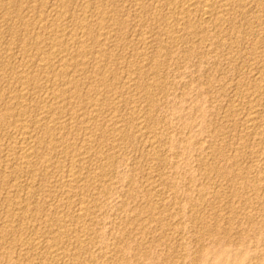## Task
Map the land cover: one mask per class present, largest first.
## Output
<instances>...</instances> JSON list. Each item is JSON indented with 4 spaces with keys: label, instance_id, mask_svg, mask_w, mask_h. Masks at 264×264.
<instances>
[{
    "label": "rangeland",
    "instance_id": "1",
    "mask_svg": "<svg viewBox=\"0 0 264 264\" xmlns=\"http://www.w3.org/2000/svg\"><path fill=\"white\" fill-rule=\"evenodd\" d=\"M100 1L104 0H0V264H59V262H62L60 264H264V179H262L264 176V106L259 109L260 118L256 124L257 133L249 134L243 128L245 127L243 121L246 119L250 104L242 97L247 89L252 88L254 68L264 66V0H242V2L241 0H236L237 2L230 0L233 9L228 23L231 26L227 22H224L223 28L222 25L217 26L216 24L210 26L208 28L210 38L206 41L201 36L194 35V32L191 33L192 36L189 30L188 32L186 30L181 32V30L179 36L176 35L178 38L173 44L168 43L167 35H165L167 30L163 26L161 27L158 22L157 25L156 21L150 20L149 16L148 19L146 13L141 16L143 21L136 18L139 12L130 5L132 0H105L104 3ZM156 2L145 0V4H143L146 11L153 13ZM158 2L162 3L163 1L158 0ZM99 3H101L100 8ZM97 8L119 14L117 15L120 19L118 22L121 19L123 22L119 23L124 28H122L123 37L115 38L116 42L118 38L120 42L118 41L113 47L111 46L112 48H108V57L107 54L106 57L98 56L95 53L91 54L92 56L89 55L88 63L90 64L87 63L84 66L86 70L83 69L86 72L83 70V75L80 77V94H75L73 102L70 101L72 103L68 101L62 106L60 105V109L64 107V110L59 109L61 113L58 111L60 121L57 126L59 125V127L52 139L45 135L44 131L46 123H50V115L47 114V118L46 113L43 114V102L49 88L51 90L56 86L58 89L65 90L68 87L56 73L52 71H47V73L46 70L40 68L38 63V59L46 57L52 48L51 41L54 35L50 24L60 25L61 23V26L65 24L62 27L65 30L58 34L61 46H65L68 38L74 39L73 42L77 43L79 42L77 40L82 38L78 27L79 23L88 21L95 27L94 16ZM120 8L121 10L124 8V10L119 11ZM162 11L163 14L167 13L166 10ZM256 15L263 22L258 23L260 19ZM37 18L48 21L43 22L46 25V29H42L44 32L39 30ZM58 19H61L62 22L61 20L59 22ZM219 31L221 35L218 33ZM38 32L39 34H37ZM68 34L72 37H68ZM255 36L258 39L254 38ZM140 37H144L143 39L146 40L144 44L148 46H143L142 42L139 44ZM254 39L259 40L258 46ZM128 41H132V43ZM86 42L89 44L87 40ZM132 49L135 52L136 49L142 53L145 52L147 56L144 59H146H138L136 61L140 62H135V58L133 59L135 52H132ZM162 53H165L166 56ZM167 54L169 55L167 56ZM106 58L112 59H110L112 68L118 76L125 74L126 69L124 68L128 67V63L132 61L133 63L130 65L133 66L134 63H137L142 71L133 74L134 77L132 75L130 80H126L123 76L124 79L119 78V82H115L118 87L117 92H114L121 97L119 104H111L109 101L103 103L104 106L101 105L102 107L99 108V117H102L103 120L99 117L96 118L98 124H90V128L87 130L85 125L82 128L80 122L72 120L71 114L81 109L88 116L92 113V109L88 107L92 100L87 93L93 87L98 86L96 83L101 77L99 78L100 72L97 71V67L105 66L109 61ZM100 59L104 62H99ZM25 64L30 66L29 73H31L32 79L34 77L32 83L30 80L26 84L18 78L20 74L21 76L22 74L26 75ZM126 82L127 84H125ZM129 85L131 86L129 87ZM70 94L68 92V95ZM236 100L239 101L241 108L237 107L236 109L234 106L237 103ZM263 100L264 95L262 102ZM73 104L74 106H72ZM88 108L91 110L88 111ZM133 108L139 110V115L143 117L146 115L143 127L147 129L132 123L131 110ZM115 125L123 128L122 138L118 136L115 139L113 137L115 135L111 134L110 131ZM61 126L64 131L61 130ZM26 130L34 134V139H32L34 142H31V145L35 146V149L30 164L22 158L24 156L19 150L22 133ZM131 130L132 132H130ZM89 133L94 134H92L93 138ZM84 135L88 139L90 136L93 141L97 140L96 143L94 142L95 145H88L86 142L88 139ZM84 139L87 140L84 141ZM112 140L114 142L117 140L116 144ZM72 141L79 144L72 148L71 153L80 154L78 156L81 157V160L76 164L71 163V160L59 151L62 150L63 145H65L64 149L67 144H72ZM54 151H57L58 154ZM82 161L83 163H81ZM100 166H102V170H99ZM72 168L76 169L81 181L78 183L79 186L70 193L69 188H63V184L67 179L68 170ZM223 168L228 174L223 171ZM233 174L239 175L235 178L237 184L232 180ZM101 176L104 178L101 179ZM83 177L89 180H84ZM63 179L64 181H61ZM57 180L63 185L62 187ZM83 180L88 181L86 184L84 183L85 187H83ZM238 180L239 182H237ZM261 188L263 189L261 190ZM66 196L67 198H65ZM58 203L59 207H57ZM82 206L88 214L87 218L79 219L78 213ZM53 217H56V220ZM58 217L67 220V224L66 222H64L65 224L57 223ZM64 225L71 228L66 227V229ZM57 226L63 230L61 231ZM56 228L62 233L65 231L64 228L66 232L69 230L67 233L71 236H68L67 233L64 235L72 240L64 235V237L61 234L58 235ZM77 229L83 230L84 233L82 231L79 232V235L72 234L71 231ZM86 230L89 234L85 232ZM59 236L61 237L59 238ZM74 238L75 240H73ZM76 239L78 240L76 241ZM33 242L36 245H41L40 247L35 245L39 249L34 246ZM59 247L61 249L57 250ZM53 250L55 252H50ZM56 252L58 253L54 255ZM93 258L96 262H93ZM55 259L58 260L56 263Z\"/></svg>",
    "mask_w": 264,
    "mask_h": 264
},
{
    "label": "bare ground",
    "instance_id": "2",
    "mask_svg": "<svg viewBox=\"0 0 264 264\" xmlns=\"http://www.w3.org/2000/svg\"><path fill=\"white\" fill-rule=\"evenodd\" d=\"M68 1V0H67ZM105 1V0H104ZM104 1H100V2H103L104 3ZM119 1V0H118ZM144 1L145 0H132L131 1V4L130 5H132V7H134L136 10L135 11H137V12H139V14H138V16H136V18H139V19H142L141 18V16L144 14L145 15V13H146V15H147V17L149 16L150 17V20H153L154 22L156 21V24H157V22L159 23V24H161V27L163 26L164 27V29L165 30H167L166 31V34L165 35H167V39H168V43H170V44H173V42L178 38H176V35L178 34V36H179V32L181 31V32H183V30L185 31H187L188 32V30L190 31V34L191 33H193L194 35L195 34H197V35H199V36H201L205 41L206 40H208L209 38H210V36H209V32H208V28L210 27V26H212V25H214V24H216L217 26H221L222 28H223V24H224V22H227L228 23V18L230 17V16H232V15H230V13H231V11H232V9H233V7H232V2L230 1V0H162L163 2L162 3H160V2H158V0H154V1H157L155 4H156V8H154V11H153V13L152 12H147L146 11V7L144 6ZM153 1V0H152ZM234 1V0H233ZM236 1V0H235ZM249 1V0H248ZM262 1V0H261ZM107 2V1H106ZM105 2V3H106ZM117 2V1H116ZM125 2H127V1H125ZM237 2V1H236ZM241 2H242V0H241ZM253 2V1H252ZM60 3V2H59ZM118 3V2H117ZM144 3V4H143ZM238 3H239V5H240V2L238 1ZM246 3V2H245ZM100 4L101 3H99L98 5H99V8H100ZM110 4V3H109ZM152 4V3H151ZM155 4H152V5H155ZM158 4V5H157ZM13 5V4H12ZM102 5H104V4H102ZM101 5V7H103ZM106 5V4H105ZM107 5H108V3H107ZM126 5H128V4H126ZM238 5V6H239ZM244 5H246V4H244ZM243 5V6H244ZM261 5V4H260ZM65 6V5H64ZM111 6V5H110ZM114 6V5H113ZM249 6V5H248ZM258 6V5H257ZM262 6V5H261ZM264 6V5H263ZM57 7V6H56ZM123 7V6H122ZM130 7V6H129ZM235 7V6H234ZM60 8V7H59ZM68 8V7H67ZM99 8H97V11L95 12V16L94 15H91V16H94V18H95V21H96V25H95V27H93L92 25H91V23L90 22H88V21H82V22H80L79 23V31L81 32V35H82V38L79 40H77V41H79V42H77V43H74L73 42V40L74 39H70V38H68V39H66V42H65V46H61L60 45V43L61 42H59L60 40L58 39L59 37H58V34H60L63 30H65V29H62V27H64V25L65 24H63V26H61V23H60V25H55V24H50V25H52L50 28H52L51 30H52V34L54 35L53 37V40L51 41L52 42V48H51V51H49V53H48V55L46 56V57H43V58H41V59H38V63H39V66H40V68H42L44 71L46 70V72L47 71H52V72H54V73H56L61 79H62V82L65 84V86L66 87H68L67 89H65V90H63V88L62 89H58L56 86H54V88L53 89H51L50 90V88H49V92L47 91V96L45 97V99H44V113L43 114H45L46 113V115L45 116H47V114L48 115H50L49 117V119H50V123H46V126H45V129H44V131H45V135H47L48 137H53V136H55V134H56V132H57V127H59V125L57 126V123L60 121L59 120V115L60 114H58V111H59V113H61L60 112V110L61 109H63L64 110V107L63 108H61L60 109V105L62 106L63 105V103L65 104V103H67L68 101L70 102V101H72L73 100V97H75V94L76 93H79V89L81 88L80 87V85H81V76L83 75V70L85 69L86 70V68H84V66L85 65H87V63H88V59H89V55H91V54H97L98 56H104V57H106V54H107V57H108V54L109 53H107V51H109V49L108 48H110L111 46L113 47V45L114 44H116L118 41H119V38L120 37H123V26L121 27L120 25H119V23L122 21V19H121V21L120 22H118V20H120L118 17L119 16H117V15H119V14H116V12L115 13H113V12H109V11H107V10H101V9H99ZM244 8V7H243ZM69 9V8H68ZM110 9H111V7H110ZM133 9V8H132ZM153 9V8H152ZM241 9V8H240ZM245 9H247V8H245ZM112 10V9H111ZM121 10V8L119 9V11ZM122 10H124V8L122 9ZM121 10V11H122ZM145 10V11H144ZM151 10V9H150ZM162 10H166L165 12H167L166 14H163V11ZM261 10V9H260ZM51 11V10H50ZM94 11V10H93ZM238 11V10H237ZM54 12V11H53ZM53 12H52V14H53ZM84 12V11H83ZM126 12V11H125ZM132 12V11H131ZM133 12H134V10H133ZM254 12V11H253ZM262 12V11H261ZM40 13V12H39ZM62 13V12H61ZM65 13H66V11H65ZM85 13H87V12H85ZM118 13V12H117ZM123 13V12H122ZM122 13H120V14H122ZM241 13V12H240ZM44 14V13H43ZM48 14V13H47ZM128 14V13H127ZM123 15V14H122ZM261 15V14H260ZM81 16V15H80ZM90 16V15H89ZM135 16V15H134ZM234 16H235V14H234ZM39 17V16H38ZM45 17V16H44ZM65 17V16H64ZM71 17V16H70ZM76 17V16H75ZM143 17H145V16H143ZM149 17H148V19H149ZM256 17H257V15H256ZM55 18V17H54ZM79 18V17H78ZM94 18H93V20H94ZM120 18H121V16H120ZM133 18V17H132ZM249 18V17H248ZM258 18V17H257ZM38 20H39V18H37ZM41 19V18H40ZM84 19V18H83ZM258 19H260V18H258ZM59 20V22H60V20L61 19H58ZM74 20V19H73ZM82 20V19H81ZM235 20V19H234ZM244 20V19H243ZM246 20V19H245ZM263 20H264V18H263ZM263 20L262 19H260L259 21H258V23L260 22V21H262L263 22ZM36 21V20H35ZM47 21V20H46ZM46 21H43V20H39L38 21V25H39V30H41V31H43L42 29H46V25L43 23V22H46ZM94 21V22H95ZM141 21V20H140ZM142 21H143V19H142ZM232 21V20H231ZM247 21V20H246ZM27 22V21H26ZM48 22V21H47ZM61 22H62V20H61ZM65 22V21H64ZM77 22V21H76ZM139 22V21H138ZM148 23L150 22V21H147ZM153 22V23H154ZM230 22V21H229ZM235 22V21H234ZM233 22V23H234ZM30 23V22H29ZM53 23V22H52ZM121 23H123V22H121ZM125 23V22H124ZM129 23V22H128ZM236 23V22H235ZM234 23V24H235ZM261 23V22H260ZM36 24H37V22H36ZM47 24V23H46ZM76 24H78V22L76 23ZM75 24V25H76ZM95 24V23H94ZM142 24V23H141ZM229 24V23H228ZM232 24V23H231ZM237 24V23H236ZM264 24V23H263ZM49 25V26H50ZM67 25V24H66ZM155 25V24H154ZM158 25V24H157ZM225 25V24H224ZM230 25V24H229ZM233 25V24H232ZM34 26V25H33ZM74 26V25H73ZM140 26V25H139ZM231 26V25H230ZM256 26V25H255ZM264 26V25H263ZM48 27V26H47ZM152 27H153V25H152ZM215 28H216V26H214ZM258 27H260V26H258ZM257 27V28H258ZM34 28V27H33ZM49 28V29H50ZM65 28H67V27H65ZM123 28V29H122ZM143 28V27H142ZM146 28H147V26H146ZM145 28V29H146ZM213 28V27H212ZM219 28V27H218ZM226 29L228 28V27H225ZM233 28H235L234 26H233ZM254 28V27H253ZM37 29H38V27H37ZM48 29V31H50ZM160 29H162V28H160ZM164 29H163V34H164ZM231 29V28H230ZM238 29V28H237ZM258 29H260V28H258ZM74 30V29H73ZM212 30V29H211ZM224 30V29H223ZM247 30V29H246ZM251 30V29H250ZM254 30V29H253ZM47 31V32H48ZM221 31V30H220ZM220 31L218 32V33H220ZM226 31V30H225ZM232 31V30H231ZM255 31V30H254ZM44 32V31H43ZM141 32V31H140ZM155 32V31H154ZM180 32V33H181ZM261 32V31H260ZM42 35H43V33L42 32H40ZM66 33V32H65ZM77 33V32H76ZM143 33V32H142ZM149 33V32H148ZM37 34H39V32L37 33ZM40 34V35H41ZM80 34V33H79ZM156 34V33H155ZM228 34H230V33H228ZM259 34V33H258ZM261 34H262V32H261ZM260 34V35H261ZM65 35V34H64ZM125 35H126V33H125ZM150 35V34H149ZM188 35H189V33H188ZM192 35V34H191ZM190 35V36H191ZM216 35V34H215ZM220 35H221V33H220ZM224 35H225V33H224ZM231 35V34H230ZM236 35V34H235ZM257 35V34H256ZM50 36H51V34H50ZM72 37L71 35H69L68 34V37ZM141 36V35H140ZM151 36V35H150ZM193 36V35H192ZM214 36V35H213ZM223 36V35H222ZM232 36V35H231ZM250 36V35H249ZM78 37V36H77ZM117 37H119L118 38V41L116 42L115 41V38H117ZM187 37V36H186ZM221 37V36H220ZM61 38V37H60ZM76 38V37H75ZM79 38H80V36H79ZM135 38V37H134ZM144 37H140L139 38V44L142 42L143 43V46L145 45L144 43L146 42V40H144L143 39ZM148 38V37H147ZM146 38V39H147ZM199 38V37H198ZM254 38H257L256 36L254 37ZM260 38H262V37H260ZM259 38V39H260ZM42 39H44V38H42ZM50 39H52V38H50ZM125 39H127V38H125ZM218 39H219V37H218ZM222 39V38H221ZM225 39V38H224ZM258 39V38H257ZM62 40H63V38H62ZM86 40L88 41V43L89 44H87V42H86ZM117 40V39H116ZM214 40V39H213ZM217 40V39H216ZM241 40V39H240ZM44 41V40H43ZM42 41V42H43ZM75 41V40H74ZM122 41V40H121ZM123 41H124V39H123ZM156 41V40H155ZM158 41V40H157ZM194 41V40H193ZM202 41V40H201ZM210 41V40H209ZM222 41V40H221ZM226 41V40H225ZM250 41V40H249ZM248 41V42H249ZM253 41V40H252ZM254 41H256V45L258 46V44H257V42L259 41V40H255L254 39ZM17 42V41H16ZM29 42V41H28ZM63 42H64V40H63ZM120 42V41H119ZM127 42V41H126ZM129 42V41H128ZM131 43H132V41H130ZM129 42V43H130ZM180 42V41H179ZM178 42V43H179ZM219 42V41H218ZM223 42V41H222ZM251 42V41H250ZM90 43H91V45H90ZM128 43V44H129ZM138 43V42H137ZM192 43V42H191ZM196 43V42H195ZM253 43H255V42H253ZM261 43H262V40H261ZM35 44V43H34ZM37 44V43H36ZM122 44V43H121ZM124 44V43H123ZM135 44V43H134ZM133 44V45H134ZM152 44V43H151ZM199 44V43H198ZM252 44V43H251ZM30 45V44H29ZM39 45V44H38ZM120 45V44H119ZM126 45V44H125ZM147 45V44H146ZM145 45V46H146ZM253 45V44H252ZM251 45V46H252ZM261 45V44H260ZM43 46V45H42ZM135 46V45H134ZM134 46H133V48H134ZM148 46V45H147ZM111 47V48H112ZM131 47V46H130ZM170 47V46H169ZM245 47V46H244ZM243 47V48H244ZM256 47V46H255ZM254 47V48H255ZM125 48V47H124ZM256 48H258V47H256ZM256 48H255V50H256ZM118 49V48H117ZM116 49V50H117ZM145 49H147L146 47H145ZM145 49H143V50H145ZM149 49V48H148ZM150 49H152V48H150ZM259 49V48H258ZM25 50V49H24ZM28 50V49H27ZM30 50V49H29ZM41 50V49H40ZM135 50V49H134ZM46 51V50H45ZM140 51V50H139ZM137 49H136V52L135 51H133V49H132V52H135L134 54H133V59L135 58V62H137L136 60H138V59H142L143 58V60H145L144 59V57H146L147 55H146V53L144 52V53H142V51H140L139 52ZM171 51V50H170ZM258 51V50H257ZM264 51V50H263ZM129 52V51H128ZM164 52H165V50H164ZM188 52V51H187ZM255 52V51H254ZM13 53V52H12ZM148 53V52H147ZM156 53V52H155ZM155 53H154V55H155ZM166 53V52H165ZM165 53H162V54H164L165 56H166V54ZM167 53H169V52H167ZM47 54V53H46ZM121 54V53H120ZM149 54V53H148ZM159 54V53H158ZM96 55V56H97ZM114 55V54H113ZM117 55V54H116ZM169 54H167V56H168ZM252 55V54H251ZM257 55H259V54H257ZM261 55H262V53H261ZM260 55V56H261ZM44 56V55H43ZM92 56V55H91ZM94 56V55H93ZM165 56H163V57H165ZM10 57V56H9ZM95 57V56H94ZM101 57V58H102ZM115 57V56H114ZM125 57V56H124ZM155 57V56H154ZM157 57V56H156ZM254 57H256V56H254ZM254 57H252V58H254ZM264 57V56H263ZM98 58V57H97ZM100 58V57H99ZM257 58L259 59V57L257 56ZM96 59V58H95ZM103 59V58H102ZM106 59H109V61L105 64V66H103V67H97V71L98 72H100V76H99V80H98V83H96V85L98 84V86H96V87H93L91 90H89V92L87 93L88 94V97H90L91 96V103H89V106L88 107H90L91 109H87L88 111L89 110H91L92 111V113L88 116L87 115V113L85 112V111H82V109L81 110H75L76 112H72V114H71V119L72 120H76V121H78V122H80L81 123V125H82V128H84L83 127V125H85L86 126V128H87V130L90 128L89 127V125L91 124L92 125V123H95V124H98L97 122H98V120H96V118L98 119V117H99V115H100V109L99 108H101L102 106L101 105H103L104 106V104H105V102H107V101H109L111 104H119L118 102H120V96H118L115 92H117L116 90H117V85H115L116 83V81H118L119 80V78L121 79V78H123L124 79V77L123 76H125V78H126V80L127 79H129L130 80V77L133 75V74H136L138 71L140 72V71H142V68L141 67H139V65L137 64L138 62H140V61H138L137 63H134L133 64V66H131L132 64L131 63H133V61L131 62V63H128L129 64V66L128 67H126V68H124L123 66V68L124 69H126V71H125V74L123 75V76H118V74L117 73H115L114 72V68H112V65H111V58H106ZM111 59V60H110ZM148 59V58H147ZM151 59V58H150ZM248 59V58H247ZM257 59V60H258ZM92 60V59H91ZM97 60V59H96ZM124 60V59H123ZM156 60V59H155ZM170 60V59H169ZM201 60V59H200ZM260 60V59H259ZM32 61V60H31ZM90 61V60H89ZM104 62V60H99V62ZM118 61H120V60H118ZM151 61V60H150ZM254 61V60H253ZM262 61H263V59H262ZM27 62V61H26ZM93 62V61H92ZM91 62V63H92ZM98 62V61H97ZM117 62V61H116ZM142 62V61H141ZM152 62H153V60H152ZM250 62V61H249ZM255 62V61H254ZM264 62V61H263ZM25 63V62H24ZM35 63V62H34ZM115 63V62H114ZM113 63V64H114ZM119 63V62H118ZM149 63V62H148ZM21 64V63H20ZM29 64H31V63H29ZM37 64V63H36ZM88 64H90V63H88ZM101 65H102V63H100ZM124 64V63H123ZM131 64V65H130ZM140 64V63H139ZM161 64V63H160ZM263 64V63H262ZM26 65V75L25 74H22V76H21V74H20V76L18 77V78H20L21 80H23V82L24 83H26V84H28L29 83V81L31 80V83H32V80H34V77H33V79H32V77H31V73H29L30 71V69H29V65L28 64H25ZM92 65H95V64H92ZM158 65V64H157ZM163 65V64H162ZM261 65V64H260ZM20 66V65H19ZM89 66V65H88ZM98 66H100L99 65V63H98ZM115 66V65H114ZM121 66V65H120ZM160 66V65H159ZM35 67V66H34ZM148 67H149V65H148ZM164 67V66H163ZM169 67V66H168ZM84 68V69H83ZM113 70H112V69ZM118 68V67H117ZM147 68V67H146ZM89 69V68H88ZM144 69V68H143ZM155 69V68H154ZM84 70V71H85ZM95 70H96V68H95ZM162 70V69H161ZM254 70H255V72H253V76H254V82H253V85H251L252 86V88H250V90H246V92L245 91H243V92H245V93H243V95H242V97H243V99H245L247 102H249V104H250V109H249V111H248V113H247V115H246V119L243 121V122H245V127H243L244 129H245V131L247 132V133H252V134H255V133H257L256 132V124L258 123L257 121H258V119L260 118L259 117V109H260V107H262V106H264V104H263V102H264V100H263V102H262V96L264 95V66L262 67H258L257 69H255L254 68ZM254 70H252V71H254ZM18 71V70H17ZM36 71V70H35ZM112 71V72H111ZM251 71V72H252ZM86 72V71H85ZM117 72V71H116ZM148 72V71H147ZM151 72V71H150ZM33 73V72H32ZM48 73V72H47ZM50 73V72H49ZM122 73V72H121ZM124 73V72H123ZM122 73V74H123ZM249 73H250V71H249ZM94 74V73H93ZM160 74V73H159ZM50 75V74H49ZM252 75V74H251ZM33 76V75H32ZM56 76V75H55ZM140 76V75H139ZM142 76V75H141ZM155 76V75H154ZM248 76V75H247ZM133 77H134V75H133ZM38 79V78H37ZM37 79H35V80H37ZM48 79V78H47ZM83 79V78H82ZM98 79V78H97ZM167 79V78H166ZM52 80V79H51ZM96 80V79H95ZM14 81V80H13ZM58 81V80H57ZM56 81V82H57ZM120 81H122V80H120ZM142 81V80H141ZM151 81V80H150ZM158 81V80H157ZM17 82V81H16ZM51 82V81H50ZM89 82V81H88ZM119 82V81H118ZM156 82V81H155ZM38 83V82H37ZM54 83V82H53ZM57 83H59V82H57ZM92 83V82H91ZM144 83V82H143ZM151 83V82H150ZM154 83V82H153ZM56 84V83H55ZM119 84H121V83H119ZM125 84H127V82L125 83ZM30 85V84H29ZM85 85V84H84ZM162 85V84H161ZM24 86H25V84H24ZM26 86H28V85H26ZM131 85H129V87H130ZM91 87V86H90ZM89 87V88H90ZM148 87V86H147ZM28 88V87H27ZM120 88V87H119ZM23 89V88H22ZM48 89V88H47ZM88 89V88H87ZM44 90V89H43ZM46 90V89H45ZM115 91V92H114ZM135 91V90H134ZM68 92L69 93H71L70 95H68ZM82 92V91H81ZM240 92V91H239ZM20 93V92H19ZM32 93V92H31ZM34 93V92H33ZM210 93V92H209ZM27 94H29V93H27ZM27 94H26V96H27ZM80 94V93H79ZM82 94V93H81ZM141 94V93H140ZM150 94V93H149ZM161 94V93H160ZM206 94H207V92H206ZM38 95V94H37ZM74 95V96H73ZM77 95V94H76ZM165 95V94H164ZM134 96V95H133ZM141 96V95H140ZM145 96V95H144ZM159 96V95H158ZM240 96H241V94H240ZM239 95H237V97H240ZM28 97V96H27ZM26 97V98H27ZM38 97V96H37ZM40 97V96H39ZM130 97V96H129ZM144 98V97H143ZM77 99V98H76ZM84 99V98H83ZM126 99V98H125ZM239 99V98H238ZM87 100H89V99H87ZM129 100V99H128ZM84 101V100H83ZM85 101H86V99H85ZM90 101V100H89ZM132 101V100H131ZM152 101V100H151ZM156 101V100H155ZM234 101V100H233ZM237 101V103L234 105L235 107H236V109H237V107L238 108H241L242 106H240V104L238 103L239 101L241 102V99L238 101V100H236ZM235 101V102H236ZM73 102V101H72ZM72 102H70V103H72ZM88 102V101H87ZM128 102V101H127ZM150 102V101H149ZM245 102V101H244ZM246 102V103H247ZM76 103V102H75ZM85 103V102H84ZM104 103V104H103ZM109 103V104H110ZM125 103H126V101H125ZM35 104V103H34ZM86 104H88V103H86ZM85 104V105H86ZM128 104V103H127ZM135 104V103H134ZM242 104V103H241ZM67 105V104H66ZM84 105V106H85ZM231 105V104H230ZM24 106V105H23ZM67 106H69V105H67ZM72 106H74V104L72 105ZM81 106V105H80ZM83 106V107H84ZM114 106V105H113ZM131 106H133V105H131ZM78 107V106H77ZM82 107V108H83ZM86 107V106H85ZM123 107V106H122ZM130 107V106H129ZM87 108V107H86ZM126 108V107H125ZM131 108V107H130ZM154 108V107H153ZM159 108V107H158ZM60 109V110H59ZM71 109H72V107H71ZM139 109V108H138ZM244 109V108H243ZM66 110H67V108H66ZM65 110V111H66ZM68 110H70V109H68ZM103 110V109H102ZM105 110V109H104ZM248 110V109H247ZM247 110H245V111H247ZM27 111V110H26ZM64 111V112H65ZM106 111H107V109H106ZM109 111V110H108ZM132 123H135L138 127H143L144 126V124H145V122H146V120H145V116L143 117L142 115H139V113H138V111L139 110H137V108H133L132 110ZM130 111V112H131ZM102 112V111H101ZM152 112V111H151ZM230 112V111H229ZM27 113V112H26ZM28 113H30V112H28ZM34 113V112H33ZM69 113V112H68ZM89 113V112H88ZM107 113V112H106ZM124 113V112H123ZM25 114V113H24ZM37 114V113H36ZM57 114H58V116H57ZM102 114H103V112H102ZM109 114H110V112H109ZM30 115V114H29ZM41 115H42V113H41ZM63 115H65V114H63ZM234 115V114H233ZM104 117V116H103ZM106 117V116H105ZM104 117V118H105ZM36 118V117H35ZM47 118H48V116H47ZM46 118V119H47ZM62 118V117H61ZM70 118V117H69ZM100 118V117H99ZM102 118V117H101ZM100 118V119H101ZM234 118V117H233ZM262 118V117H261ZM71 119H70V121H71ZM148 119V118H147ZM48 120V119H47ZM68 120V119H67ZM102 120H103V118H102ZM101 120V121H102ZM261 120V119H260ZM28 121V120H27ZM75 121V122H76ZM97 121V122H96ZM108 121V120H107ZM29 122V121H28ZM100 122V121H99ZM109 122V121H108ZM72 123V122H71ZM77 123V122H76ZM102 123V122H101ZM100 123V124H101ZM36 124V123H35ZM59 124V123H58ZM75 124V123H74ZM103 124V123H102ZM106 124V123H105ZM108 124V123H107ZM237 124V123H236ZM23 125H25V124H23ZM28 125V124H27ZM37 125H39V124H37ZM66 125V124H65ZM79 125V124H78ZM80 125V126H81ZM94 125V124H93ZM104 125V124H103ZM153 125V124H152ZM241 125V124H240ZM66 126H68V125H66ZM73 126H75V125H73ZM72 126V127H73ZM97 126V125H96ZM95 126V127H96ZM101 126V125H100ZM105 126V125H104ZM131 126V125H130ZM237 126V125H236ZM28 127V126H27ZM102 128H104L103 126H101ZM261 127V126H260ZM61 128V130H63V127L61 126L60 127ZM85 128V129H86ZM94 128V127H93ZM97 128H99V127H97ZM102 128H100V129H102ZM135 128H137L136 126H135ZM144 129H147V128H145V127H143ZM210 128V127H209ZM31 129V128H30ZM33 129V128H32ZM40 129V128H39ZM99 129V130H100ZM261 129V128H260ZM23 130V129H22ZM34 130H36V129H34ZM81 130V129H80ZM127 130H128V128H127ZM134 130V129H133ZM33 131V130H32ZM64 131V130H63ZM66 131V130H65ZM75 131V130H74ZM95 131V133H96V130H94ZM105 131V130H104ZM109 131V130H108ZM244 131V130H243ZM244 131V132H245ZM67 132V131H66ZM73 132V131H72ZM86 133H88L89 131H85ZM92 132V131H91ZM90 132V133H91ZM111 134L113 133V135H115V136H113V137H115V139H116V137H118V136H122L123 137V135H121V132H123V128L122 127H120V126H118V125H115L114 127H112V129H111ZM127 132V131H126ZM130 132H132V130L130 131ZM153 132V131H152ZM243 132V133H244ZM44 133V132H43ZM81 133V132H80ZM89 133V135H91V138H93L92 137V134L94 133H92V134H90ZM98 133V132H97ZM109 133V132H108ZM134 133V132H133ZM140 133V132H139ZM142 133V132H141ZM261 133V132H260ZM23 135H22V143L20 144L21 146H20V149L19 150H21V153H22V156H24V157H22V158H24L25 160H26V163H31L30 161H31V158H32V156L34 155V147L35 146H32L31 145V142H34V141H32V139H34V134L31 132V131H29V130H26V132H24V133H22ZM59 134V133H58ZM61 134V133H60ZM68 134V133H67ZM81 134H83V133H81ZM65 135V134H64ZM71 135V134H70ZM80 135V134H79ZM87 135V134H86ZM94 135V134H93ZM110 135V134H109ZM126 135V134H125ZM147 135V134H146ZM43 136V135H42ZM58 136V135H57ZM63 136V135H62ZM77 136V135H76ZM85 136V135H84ZM104 136V135H103ZM142 136H144V135H142ZM223 136V135H222ZM251 136V135H250ZM255 136V135H254ZM45 137V136H44ZM64 137V136H63ZM65 137H67V136H65ZM71 137V136H70ZM78 137V136H77ZM86 137V136H85ZM84 137V138H85ZM87 137H88V135H87ZM86 137V138H87ZM101 137V136H100ZM121 137V138H122ZM145 137V136H144ZM245 137V136H244ZM247 137V136H246ZM18 138V137H17ZM50 138V139H51ZM61 138V137H60ZM76 138V137H75ZM79 138V137H78ZM90 138V136H89V139L87 140V139H84V141H86L87 143H88V145H93L94 144V142L96 143V141L94 140H92ZM96 138V137H95ZM133 138V137H132ZM47 139V138H46ZM53 139V138H52ZM105 139V138H104ZM125 139V138H124ZM147 139V138H146ZM251 139V138H250ZM20 140V139H19ZM36 140V139H35ZM54 140H55V138H54ZM60 140V139H59ZM69 140V139H68ZM67 140V141H68ZM83 140V139H82ZM81 140V142H83ZM110 140V139H109ZM119 140V139H118ZM153 140V139H152ZM155 140V139H154ZM51 141V140H50ZM62 141H64V140H62ZM77 141V140H76ZM99 142H100V140H98ZM113 141V140H112ZM141 141V140H140ZM102 142V141H101ZM110 142V141H109ZM109 142H107V143H109ZM114 142V141H113ZM116 142H117V140H116ZM116 142H114L115 144H116ZM133 142V141H132ZM153 142V141H152ZM239 142V141H238ZM47 143V142H46ZM52 143V142H51ZM69 143V142H68ZM84 143V142H83ZM98 143V142H97ZM154 143H155V141H154ZM58 144V143H57ZM61 144V143H60ZM63 144V143H62ZM61 144V145H62ZM78 144V143H77ZM77 144H75V142L73 143V141H72V144H67V147L66 148H64L63 149V147L65 146V145H63V147H62V150L60 149L59 151L61 152V154L62 155H65V156H67V158H69L70 160V162L71 163H75L76 164V162H79V160H81V157L80 156H78V155H80V154H78V155H75L74 153L73 154H71L72 153V148H74V146L75 145H77ZM114 144V145H115ZM243 144V143H242ZM16 145V144H15ZM79 145V144H78ZM95 145V144H94ZM127 145V144H126ZM247 145V144H246ZM41 146V145H40ZM86 146V145H85ZM97 146V145H96ZM159 146V145H158ZM253 146V145H252ZM17 147V146H16ZM42 147V146H41ZM55 147V146H54ZM84 147V146H83ZM89 147V146H88ZM98 147V146H97ZM248 147V146H247ZM51 148V147H50ZM53 148V147H52ZM94 148H96V147H94ZM105 148V147H104ZM103 148V149H104ZM151 148V147H150ZM157 148V147H156ZM214 148V147H213ZM221 148V147H220ZM240 148V147H239ZM46 149H48L49 150V148H46ZM53 149H55L56 150V148H53ZM52 149V150H53ZM154 149V148H153ZM169 149V148H168ZM251 149V148H250ZM52 150H50V151H52ZM80 150V149H79ZM82 150V149H81ZM235 150V149H234ZM40 151V150H39ZM58 151V152H59ZM76 151V150H75ZM83 151V150H82ZM86 151V150H85ZM151 151V150H150ZM236 151V150H235ZM244 151V150H243ZM20 152V151H19ZM55 152V151H54ZM87 152V151H86ZM107 152H109V151H107ZM128 152V151H127ZM182 152V151H181ZM251 152V151H250ZM52 153V152H51ZM55 153H57V151L55 152ZM78 153V152H77ZM95 153V152H94ZM220 153V152H219ZM218 153V154H219ZM238 153V152H237ZM54 154V153H53ZM58 154V153H57ZM60 154V153H59ZM87 154V153H86ZM254 154V153H253ZM50 155V154H49ZM94 155V154H93ZM105 155V154H104ZM160 155V154H159ZM221 155V154H220ZM228 155V154H227ZM236 155V154H235ZM46 156H48V155H46ZM65 156H64V159H65ZM83 156V155H82ZM84 156H86V155H84ZM107 156V155H106ZM113 156H114V154H113ZM61 157V156H60ZM101 157H103V156H101ZM149 157V156H148ZM157 157V156H156ZM233 157V156H232ZM47 158V157H46ZM96 158V157H95ZM154 158V157H153ZM110 159V158H109ZM163 159V158H162ZM225 159V158H224ZM19 160V159H18ZM44 160V159H43ZM56 160V159H55ZM67 160V159H66ZM100 160V159H99ZM233 160V159H232ZM46 161H49V160H47L46 159ZM45 161V162H46ZM59 161V160H58ZM91 161V160H90ZM215 161V160H214ZM236 161V160H235ZM240 161V160H239ZM258 161V160H257ZM25 162V161H24ZM33 162V161H32ZM40 162V161H39ZM59 162H61V161H59ZM69 162V163H70ZM164 162V161H163ZM236 162H238V161H236ZM18 163V162H17ZM36 163V162H35ZM58 163V162H57ZM66 163V162H65ZM81 163H83V161L81 162ZM96 163V162H95ZM256 163V162H255ZM258 163V162H257ZM25 164V163H24ZM29 164L27 165L26 164V166H29ZM60 164V163H59ZM164 164V163H163ZM23 165V164H22ZM33 165V164H32ZM38 165V164H37ZM44 165V163L42 164V166ZM65 165V164H64ZM73 165V164H72ZM103 165V164H102ZM107 165V164H106ZM114 165V164H113ZM232 165V164H231ZM18 166V165H17ZM31 166V165H30ZM41 166V167H42ZM47 166V165H46ZM45 166V167H46ZM86 166V165H85ZM96 166V165H95ZM214 166V165H213ZM219 166V168H220V165H218ZM218 166H217V168H218ZM222 166V165H221ZM234 166V165H233ZM232 166V167H233ZM250 166V165H249ZM264 166V165H263ZM25 167V166H24ZM33 167H34V165H33ZM44 167V166H43ZM58 167V166H57ZM70 167V166H69ZM87 167V166H86ZM89 167V166H88ZM102 166H100V167H98L99 168V170H102V168H101ZM154 167V166H153ZM13 168H15V167H13ZM49 168V167H48ZM51 168V167H50ZM63 168V167H62ZM101 168V169H100ZM209 168V167H208ZM216 168V169H217ZM225 168V167H224ZM223 168V169H224ZM238 168V167H237ZM16 169V168H15ZM56 169V168H55ZM104 169V168H103ZM45 170V169H44ZM58 170V169H57ZM56 170V171H57ZM76 170V169H75ZM74 170V168H72V169H70V170H68L69 172H68V176H67V179L64 181V179L63 180H61V181H64V186L57 180V182H59L60 184H61V187L63 186V188L64 187H66V188H69V192L70 193H72L73 192V189H76V187L77 186H79L78 185V183L81 181L80 180V178H79V174L76 172ZM83 170H84V168H83ZM94 170V169H93ZM229 170V169H228ZM238 170V169H237ZM245 170V169H244ZM38 171V170H37ZM61 171V170H60ZM80 171V170H79ZM91 171V170H90ZM104 172H105V170H103ZM223 171H226V169H224ZM241 171V170H240ZM80 172H82V171H80ZM94 172H95V170H94ZM97 172H98V170H97ZM103 172V173H104ZM213 172V171H212ZM237 172V171H236ZM38 173V172H37ZM43 173V172H42ZM109 173V172H108ZM112 173V172H111ZM115 173V172H114ZM152 173V172H151ZM211 173V172H210ZM226 173H227V171H226ZM234 173V172H233ZM48 174V173H47ZM82 175H83V173H81ZM102 174V173H101ZM100 174V175H101ZM163 174V173H162ZM218 174V173H217ZM223 174H224V172H223ZM228 174V173H227ZM230 174V173H229ZM231 174H232V172H231ZM42 175V174H41ZM65 175V174H64ZM99 175V176H100ZM103 175V174H102ZM165 175V174H164ZM163 175V176H164ZM235 175V176H234ZM47 176V175H46ZM50 176V175H49ZM91 176V175H90ZM98 176V175H97ZM108 176V175H107ZM112 176V175H111ZM223 176V175H222ZM224 176H226V175H224ZM231 176V175H230ZM234 176V177H233ZM239 176V175H238ZM236 174H233L232 175V180H233V182H235V178L236 177H238ZM241 176V175H240ZM254 176H256V175H254ZM58 177H60V176H58ZM86 177H87V175H86ZM221 177V176H220ZM96 178H98V177H96ZM95 178V179H96ZM102 178H104L103 176H101V179ZM107 178V177H106ZM226 178V177H225ZM240 178V177H239ZM47 179V178H46ZM83 179H84V177H83ZM85 179H88V178H85ZM84 179V180H85ZM108 179H111V178H108ZM252 179H254V178H252ZM256 179V178H255ZM262 179H264V176H263V178ZM82 181L83 182V184L85 183H87L86 181ZM89 180V179H88ZM91 180H92V177H91ZM93 180H94V178H93ZM189 180V179H188ZM241 180V179H240ZM244 180V179H243ZM258 180V179H257ZM95 181V180H94ZM103 181V180H102ZM108 181V180H107ZM113 181V180H112ZM227 182V181H226ZM237 182H239V180L237 181ZM241 182V181H240ZM258 182V181H257ZM101 183H103V182H101ZM130 183V182H129ZM236 183V182H235ZM254 183H256L255 181H254ZM51 184V183H50ZM56 184V183H55ZM85 184H84V186L83 187H85ZM105 184V183H104ZM107 184V183H106ZM166 184V183H165ZM174 184V183H173ZM222 184V183H221ZM237 184V183H236ZM238 184H240V183H238ZM89 185H90V183H89ZM56 186H57V184H56ZM55 186V187H56ZM82 186V185H81ZM81 186H80V188H81ZM92 186H94V185H92ZM95 186H96V184H95ZM103 186V185H102ZM106 186V185H105ZM104 186V187H105ZM145 186V185H144ZM225 186H227V185H225ZM54 187V186H53ZM90 187V186H89ZM88 187V188H89ZM149 187V186H148ZM233 187V186H232ZM62 188V189H63ZM65 188V189H66ZM79 188V187H78ZM246 188V187H245ZM48 189V188H47ZM51 189V188H50ZM56 189V188H55ZM96 189V188H95ZM190 189V188H189ZM234 189V188H233ZM257 189H258V187H257ZM263 188H261V190H262ZM28 190V189H27ZM79 190V189H78ZM82 190V189H81ZM89 190V189H88ZM96 190H98V189H96ZM52 191V190H51ZM58 191V190H57ZM65 191V190H64ZM72 191V192H71ZM82 191H84V190H82ZM86 191V190H85ZM84 191V192H85ZM91 191V190H90ZM89 191V192H90ZM30 192V191H29ZM28 192V193H29ZM59 192V191H58ZM61 192V191H60ZM66 192H67V190H66ZM68 192V194H70ZM79 192V191H78ZM93 192V191H92ZM164 192H165V190H164ZM219 192V191H218ZM249 192V191H248ZM257 192V191H256ZM27 193V194H28ZM32 193V192H31ZM151 193H153V192H151ZM225 193V192H224ZM51 194H52V192H51ZM88 194V193H87ZM86 194V195H87ZM99 194V193H98ZM147 194V193H146ZM175 194V193H174ZM238 194V193H237ZM34 195H35V193H34ZM33 195V196H34ZM77 195H78V193H77ZM85 195V196H86ZM220 195V194H219ZM241 195V194H240ZM249 195V194H248ZM45 196V195H44ZM62 196V195H61ZM71 196V195H70ZM233 196V195H232ZM245 196V195H244ZM76 197H78V196H76ZM81 197V196H80ZM160 197V196H159ZM178 197V196H177ZM219 197V196H218ZM257 197V196H256ZM65 198H67V196L65 197ZM158 198V197H157ZM252 198V197H251ZM148 199V198H147ZM167 199V198H166ZM229 199V198H228ZM259 199V198H258ZM257 199V200H258ZM25 200V199H24ZM60 200V199H59ZM70 200V199H69ZM87 200V199H86ZM101 200V199H100ZM248 200V199H247ZM256 200V199H255ZM64 201V200H63ZM68 201V200H67ZM71 201V200H70ZM79 201H80V199H79ZM89 201V200H88ZM29 202V201H28ZM52 202V201H51ZM72 202V201H71ZM245 202V201H244ZM259 202V201H258ZM78 203V202H77ZM82 204L81 205H83V202H81ZM86 203H88V202H86ZM93 203V202H92ZM229 203V202H228ZM236 203V202H235ZM260 203V202H259ZM258 203V204H259ZM26 204V203H25ZM32 204V203H31ZM53 204V203H52ZM56 204V203H55ZM69 204V203H68ZM182 204V203H181ZM227 204V203H226ZM262 204V203H261ZM260 204V205H261ZM11 205V204H10ZM14 205V204H13ZM64 205V204H63ZM62 205V206H63ZM77 205H79V204H77ZM80 205V206H81ZM30 207H31V205H29ZM57 206V205H56ZM227 206V205H226ZM233 206V205H232ZM28 207V206H27ZM30 207L29 208H27V210L28 209H30ZM54 207V206H53ZM57 207H59V203H58V206ZM96 207V206H95ZM136 207V206H135ZM25 208V207H24ZM87 208V207H86ZM156 208V207H155ZM39 209V208H38ZM55 209V208H54ZM92 209V208H91ZM90 209V210H91ZM173 209V208H172ZM227 209V208H226ZM230 209V208H229ZM253 209V208H252ZM193 210V209H192ZM14 211V210H13ZM21 211V210H20ZM29 211V210H28ZM32 211V210H31ZM37 211V210H36ZM44 211V210H43ZM50 211V210H49ZM61 211V210H60ZM72 211V210H71ZM206 211V210H205ZM76 212H78V211H76ZM144 212V211H143ZM198 212V211H197ZM203 212V211H202ZM27 213V212H26ZM154 213V212H153ZM210 213V212H209ZM222 213V212H221ZM230 213V212H229ZM5 214V213H4ZM36 214V213H35ZM61 214V213H60ZM87 214L88 213H86V210H85V208L82 206L80 209H79V213H78V218L79 219H84V218H87ZM146 214V213H145ZM150 214H151V212H150ZM162 214V213H161ZM168 214V213H167ZM195 214H196V212H195ZM14 215V214H13ZM24 215V214H23ZM45 215V214H44ZM58 215V214H57ZM57 215H56V217H57ZM159 215V214H158ZM174 215V214H173ZM197 215V214H196ZM38 216V215H37ZM35 217V216H34ZM56 217H53V218H55V220H56ZM61 217H63V216H61ZM66 217V216H65ZM70 217V216H69ZM151 217V216H150ZM155 217V216H154ZM6 218V217H5ZM59 218V217H58ZM77 218V217H76ZM248 218V217H247ZM255 218V217H254ZM78 219V220H79ZM95 219V218H94ZM235 219V218H234ZM245 219V218H244ZM55 220H53V221H55ZM68 220H70V219H68ZM92 220V219H91ZM205 220V219H204ZM80 221H83V220H80ZM93 221V220H92ZM152 221V220H151ZM211 221H212V219H211ZM2 222V221H1ZM64 222H66V224H67V220H65V219H63V218H59L58 220H57V223H64ZM98 222V221H97ZM157 222V221H156ZM213 222V221H212ZM251 222H253V221H251ZM27 223V222H26ZM91 223V222H90ZM260 223V222H259ZM60 224V225H61ZM65 224V223H64ZM79 224V223H78ZM81 224V223H80ZM85 224V223H84ZM94 224H96V223H94ZM174 224V223H173ZM199 224V223H198ZM251 224V223H250ZM59 225V226H60ZM69 225V224H68ZM71 225V224H70ZM83 225V224H82ZM218 225V224H217ZM33 226V225H32ZM59 226H57V228L59 227ZM62 226V225H61ZM75 226V225H74ZM210 226V225H209ZM208 226V227H209ZM18 227V226H17ZM44 227V226H43ZM55 227H56V225H55ZM64 227H65V225H64ZM66 227H67V225H66ZM65 227V228H66ZM77 227V226H76ZM83 227V226H82ZM86 227V226H85ZM84 227V228H85ZM157 227V226H156ZM174 227V226H173ZM203 227V226H202ZM32 228V227H31ZM56 228V229H57ZM60 228V230H61V227H59ZM58 228V229H59ZM64 228V230L65 231H63V233L61 232V231H58V229L56 230V231H58L57 232V234L59 235V234H61L62 236L65 234L66 235V233L69 231H67L66 232V229L67 228H69V227H67L66 229ZM71 228V227H70ZM69 228V229H70ZM78 228V227H77ZM93 228V227H92ZM210 228V227H209ZM208 228V229H209ZM218 228V227H217ZM16 229V228H15ZM74 229H76V228H74ZM83 229V228H82ZM85 229H87V227L85 228ZM89 229V228H88ZM126 229V228H125ZM131 229V228H130ZM213 229H215V228H213ZM219 229V228H218ZM217 229V230H218ZM30 230V229H29ZM53 230H55V228H53ZM52 230V231H53ZM72 230V229H71ZM80 230V229H79ZM78 229L77 230H73V231H71L72 232V234H74V235H79V232H82V231H79ZM90 230V229H89ZM93 230H94V228H93ZM167 230V229H166ZM181 230V229H180ZM243 230V229H242ZM27 231V230H26ZM48 231H50V230H48ZM56 231H53V232H55L56 233ZM158 231V230H157ZM204 231V230H203ZM41 232V231H40ZM85 232H87V230L85 231ZM127 232V231H126ZM170 232V231H169ZM229 232H231V231H229ZM241 232V231H240ZM23 233V232H22ZM54 233V234H55ZM83 233H84V231H83ZM88 233V232H87ZM86 233V234H87ZM168 233V232H167ZM204 233V232H203ZM210 233V232H209ZM247 233V232H246ZM68 234V233H67ZM89 234V233H88ZM133 234V233H132ZM135 234V233H134ZM141 234V233H140ZM194 234V233H193ZM198 234V233H197ZM212 234V233H211ZM224 234V233H223ZM16 235V234H15ZM39 235V234H38ZM42 235V234H41ZM58 235H56L57 237H58ZM64 235V236H65ZM81 235H82V233H81ZM80 235V236H81ZM170 235V234H169ZM210 235V234H209ZM40 236V235H39ZM63 236V237H64ZM68 236H71L70 234H68ZM73 236V235H72ZM83 236V235H82ZM126 236V235H125ZM36 237V236H35ZM42 237V236H41ZM52 237V236H51ZM55 237V236H54ZM61 236H59V238H60ZM65 237H67V236H65ZM75 237V236H74ZM204 237V236H203ZM229 237V236H228ZM231 237V236H230ZM58 238V239H59ZM68 238V237H67ZM76 238V237H75ZM75 238L73 239V240H75ZM264 238V237H263ZM36 239V238H35ZM39 239V238H38ZM56 239V238H55ZM57 239V240H58ZM64 239V238H63ZM68 239H70V237L68 238ZM79 239V238H78ZM78 239H76V241L78 240ZM81 239V238H80ZM93 239V238H92ZM232 239V238H231ZM22 240V239H21ZM34 240V239H33ZM37 240V239H36ZM35 240V241H36ZM41 240V239H40ZM50 240V239H49ZM59 240H62V239H59ZM70 240H72V239H70ZM95 240V239H94ZM163 240V239H162ZM30 242V241H29ZM37 242V241H36ZM39 242V241H38ZM42 242V241H41ZM53 243H54V241H52ZM59 242H61V241H59ZM21 243V242H20ZM34 243V242H33ZM32 243V244H33ZM40 243V242H39ZM58 243V242H57ZM62 243H63V241H62ZM78 243V242H77ZM82 243V242H81ZM155 243V242H154ZM12 244V243H11ZM29 244V243H28ZM41 244V243H40ZM75 244H76V242H75ZM120 244V243H119ZM118 244V245H119ZM20 245V244H19ZM36 245V243H34V246ZM37 245H39V244H37ZM36 245V246H37ZM42 245V244H41ZM41 245H39V247L41 246ZM58 245H60V244H58ZM78 245V244H77ZM149 245V244H148ZM35 246V247H36ZM43 246V245H42ZM56 246H57V244H56ZM61 246V245H60ZM67 246V245H66ZM53 247V246H52ZM58 247V246H57ZM78 247V246H77ZM178 247V246H177ZM37 249H39L38 247H36ZM50 248V247H49ZM48 248V249H49ZM81 248V247H80ZM121 248V247H120ZM41 249V248H40ZM52 249V248H51ZM55 249V248H54ZM58 249H61L60 247L59 248H57V250ZM63 249V248H62ZM69 249V248H68ZM32 250V249H31ZM56 250V249H55ZM64 250V249H63ZM115 250V249H114ZM198 250V249H197ZM73 251V250H72ZM83 251V250H82ZM204 251V250H203ZM50 252H55L54 250L53 251H50ZM202 252V251H201ZM52 253H51V255H52ZM58 252H56V253H54V255L55 254H57ZM59 253H60V251H59ZM64 253V252H63ZM66 253H68V252H66ZM115 253V252H114ZM48 254H50V253H48ZM61 254V253H60ZM69 254V253H68ZM67 254V255H68ZM59 256V255H58ZM114 256V255H113ZM134 256V255H133ZM24 257V256H23ZM60 257H61V255H60ZM67 257V256H66ZM65 257V258H66ZM70 257V256H69ZM82 257V256H81ZM54 259V258H53ZM62 259V258H61ZM101 259V258H100ZM110 259V258H109ZM113 259V258H112ZM42 260V259H41ZM52 260V259H51ZM56 260L57 259H55V263H56ZM63 260V259H62ZM92 260V259H91ZM93 260H94V258H93ZM50 261V260H49ZM54 261V260H53ZM58 261V260H57ZM107 261V260H106ZM47 262V261H46ZM52 262V261H51ZM93 262H96L95 260L93 261ZM110 262V261H109ZM28 263V262H27ZM60 263H62V262H59V264ZM92 263V262H91ZM44 264V263H43ZM46 264V263H45ZM54 264V263H53ZM73 264V263H72ZM94 264V263H93Z\"/></svg>",
    "mask_w": 264,
    "mask_h": 264
}]
</instances>
